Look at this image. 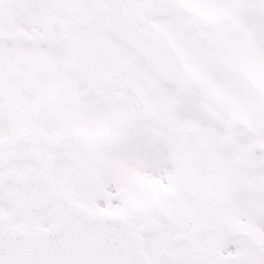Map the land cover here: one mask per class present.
Listing matches in <instances>:
<instances>
[{
  "label": "snow or ice",
  "instance_id": "obj_1",
  "mask_svg": "<svg viewBox=\"0 0 264 264\" xmlns=\"http://www.w3.org/2000/svg\"><path fill=\"white\" fill-rule=\"evenodd\" d=\"M0 264H264V0H0Z\"/></svg>",
  "mask_w": 264,
  "mask_h": 264
}]
</instances>
